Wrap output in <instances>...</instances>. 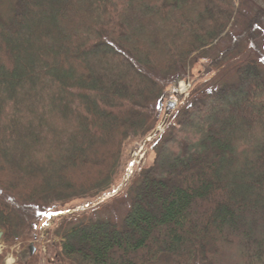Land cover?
<instances>
[{
	"label": "trees",
	"instance_id": "1",
	"mask_svg": "<svg viewBox=\"0 0 264 264\" xmlns=\"http://www.w3.org/2000/svg\"><path fill=\"white\" fill-rule=\"evenodd\" d=\"M10 1L0 14V264L64 207L111 193L129 139L155 128L166 93L209 50L214 76L170 114L123 216L60 215L49 254L18 262L264 264V7ZM243 43L260 61L218 74Z\"/></svg>",
	"mask_w": 264,
	"mask_h": 264
},
{
	"label": "rangeland",
	"instance_id": "2",
	"mask_svg": "<svg viewBox=\"0 0 264 264\" xmlns=\"http://www.w3.org/2000/svg\"><path fill=\"white\" fill-rule=\"evenodd\" d=\"M10 5V0H0V14L7 15V13H9L8 11ZM249 5L254 8H258V6L264 7V0H249ZM226 44H228V42L223 43L221 46L225 47ZM243 44V47L234 57H232L231 62L227 63L223 68L218 70V74L223 71V73L226 72L225 77H228L234 71V66L236 64H240L241 62H244L248 59H257V61H260L254 48L250 44ZM213 54L214 50H209L201 58L197 57L189 63L187 66L186 78L178 81L175 86L171 87L166 93L164 100L161 101L163 106L162 108L159 107L158 109L159 120L155 128L143 137L133 136L129 139V142L127 143L123 152L121 162L118 165L114 175L111 193L115 191V196H110V193L105 196H109L107 199H105V197H99L95 202H90L87 200L76 201L71 203L70 206L64 207V209L61 210V214H55L50 220L47 221V227L42 229V232L39 234L37 239L27 242L25 246L17 244L14 248H12L11 252H9L6 256L5 264H16L17 261H25L29 255L30 246H33L35 249L39 248L42 255H48L49 245L55 241V238L47 235V231L52 228L54 220H56L60 215L72 214L86 209L87 211H90L94 217L121 218L123 216L128 206L127 202L129 201L130 203L131 192H127L129 185L133 181L135 173L146 163V160L149 158L148 153H151L152 144L154 143L155 139L165 130V122L167 123L170 117L166 115L165 112L168 102L174 101L177 103L175 108L172 110V113L174 110H179L181 106L180 103L188 96L194 82H202L214 76L215 68L210 66V60L212 59ZM133 164L134 166L131 172H129L130 177L128 178L127 176L129 167ZM98 202L100 203L97 204ZM4 247L5 245L1 241L0 235V253ZM43 263H45V260H42L41 264ZM68 264L76 263L69 262Z\"/></svg>",
	"mask_w": 264,
	"mask_h": 264
},
{
	"label": "water",
	"instance_id": "3",
	"mask_svg": "<svg viewBox=\"0 0 264 264\" xmlns=\"http://www.w3.org/2000/svg\"><path fill=\"white\" fill-rule=\"evenodd\" d=\"M176 104H177V103L174 102V101H170V102H168V105H167L166 108H165L166 115L169 116V115L172 113V110L175 108ZM162 106H163V103L160 102L159 107L162 108ZM1 234H2V233H0V235H1Z\"/></svg>",
	"mask_w": 264,
	"mask_h": 264
},
{
	"label": "flooded vegetation",
	"instance_id": "4",
	"mask_svg": "<svg viewBox=\"0 0 264 264\" xmlns=\"http://www.w3.org/2000/svg\"><path fill=\"white\" fill-rule=\"evenodd\" d=\"M1 252H2V251H1ZM35 253H36V249H35L33 246H30V249H29V255H28V257H27L26 260H28L30 257H32ZM26 260H25V261H26ZM16 264H22V263H19V262L17 261Z\"/></svg>",
	"mask_w": 264,
	"mask_h": 264
},
{
	"label": "built area",
	"instance_id": "5",
	"mask_svg": "<svg viewBox=\"0 0 264 264\" xmlns=\"http://www.w3.org/2000/svg\"><path fill=\"white\" fill-rule=\"evenodd\" d=\"M134 164H135V163H134ZM134 164H133L132 166L129 167V170H128V176H127L128 178L130 177V173H129V172H131V170H132Z\"/></svg>",
	"mask_w": 264,
	"mask_h": 264
},
{
	"label": "bare ground",
	"instance_id": "6",
	"mask_svg": "<svg viewBox=\"0 0 264 264\" xmlns=\"http://www.w3.org/2000/svg\"><path fill=\"white\" fill-rule=\"evenodd\" d=\"M183 89V88H182Z\"/></svg>",
	"mask_w": 264,
	"mask_h": 264
}]
</instances>
